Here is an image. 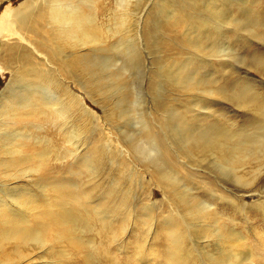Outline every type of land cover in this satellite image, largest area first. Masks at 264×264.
I'll use <instances>...</instances> for the list:
<instances>
[{"label": "rangeland", "instance_id": "obj_1", "mask_svg": "<svg viewBox=\"0 0 264 264\" xmlns=\"http://www.w3.org/2000/svg\"><path fill=\"white\" fill-rule=\"evenodd\" d=\"M29 1L0 0V220L25 213L35 222L70 203L91 219L81 235L93 242L78 250L52 234L45 246L0 240V264H168L176 229L192 264H264V161L232 166L192 146L217 131H264V0H60L102 35L73 48L55 44L52 30L43 29L44 46L6 26ZM72 51L94 63L93 78L65 74ZM24 62L27 75L48 70L60 84L18 78ZM9 94L35 105L5 108ZM157 159L176 192L153 170ZM183 192L199 206L181 204Z\"/></svg>", "mask_w": 264, "mask_h": 264}, {"label": "bare ground", "instance_id": "obj_2", "mask_svg": "<svg viewBox=\"0 0 264 264\" xmlns=\"http://www.w3.org/2000/svg\"><path fill=\"white\" fill-rule=\"evenodd\" d=\"M122 1L124 2L125 0ZM5 19L6 26L12 27V31L14 33H17L20 38L26 40L25 36L28 37L29 33L31 32L37 36L36 41L39 44L41 42L44 46H46L44 41H48L50 40V38L44 35L43 29L52 30V40L55 44L63 48H73L74 45L83 38H86V40L88 38L90 42L102 41V35H100V31H98V29L94 26V22L88 16L83 14L78 7L70 10H63V4L60 2V0H44L43 3H38V1L36 2L34 0L33 2L29 1L27 5H21L12 14H9ZM4 32L5 35L6 33H8V31L5 29ZM17 45H15V48L19 51L21 48H17ZM10 47L14 48V45ZM61 47L59 49H61ZM64 62L65 65L61 68L66 75L77 76L80 74H85L86 76L89 75L93 78L94 73H96L95 65L88 59V56L79 55L76 51H72L70 60ZM25 68L26 63L24 62L21 66V71H18L20 75L16 73L18 75V78L29 80L31 76H34L35 78L45 80V82H47V78L49 80V83H52L54 81L57 85L60 84L58 80H54L53 75L48 70L43 71L45 74L37 70H32V73L27 75L28 71H24ZM43 76H45L46 78ZM116 78L118 79V77ZM96 83L98 87H100L101 81H98ZM4 97L5 96H3L2 99ZM241 98L243 99V101H249L246 98ZM14 100L15 98L11 94H9L5 99V101H9V104L4 105V107L6 108L8 106H11L12 104L19 108L35 105V101L33 98L27 99L25 103L23 100L16 102H14ZM250 101L255 102L256 100ZM56 103L60 105L61 101L59 97L51 99L52 105ZM62 106L66 108L65 101H63ZM59 111L62 113L61 110ZM150 131L151 130H149L148 126L146 125L143 128V135L145 137L153 138ZM260 131L261 130L259 128L253 134H236L235 136L230 135L231 133L228 134L225 131H217L209 136H205L204 138H199L198 136H195L194 138L192 137V146L202 147L207 151L220 152L222 155L228 157L226 162L227 164H231L232 166L236 165L237 163L242 164L243 162H246L250 159H254L256 161H264V131H262V133ZM7 136L8 135L1 133L0 140L8 139ZM200 139L202 140V142L200 141ZM153 144L155 145V143ZM157 160H153V170L164 173L162 178L165 181V185L171 191L176 192V178L172 175L170 170H167L162 165L159 159ZM9 188L10 190L5 191V193H9V195L12 196L13 201L18 204V197H16L18 196V194L13 193L18 190V187L9 186ZM178 200L186 207H197V205L199 206V203L195 205V197L186 192L179 193ZM2 203L3 205L5 204V202ZM69 205L70 203L67 204L66 207L63 206L56 211H45L43 212V214L36 215L34 218L35 222H33V220L30 219L25 213H22V215H20L19 222H16L5 216L4 222L0 220V222L4 226V229L0 227V240L4 242L11 239L17 241L18 243L28 242L35 245L45 246L47 244V235L52 234L54 243L60 242L63 244H68L78 250L90 248V243L93 241H87V239L82 237L81 234L91 228V219L88 218L89 220H86V218H83L82 216L81 209L76 211ZM14 207L19 208V206L17 205H14ZM10 209L14 213V215H18L19 211H15L13 210V208ZM0 217H2L1 211ZM35 223L38 225L37 227H35ZM57 227L59 229L58 231ZM169 240L171 244L168 249V264H192L189 250L186 249V236L184 232L176 229L171 234ZM16 249L12 247L11 250L16 252L20 257H23ZM7 250L8 249H6L4 252H6ZM86 257L87 261H94L92 251H90L86 255ZM54 261H58V258H56ZM0 262L3 261L0 260ZM58 262L59 264H62V261Z\"/></svg>", "mask_w": 264, "mask_h": 264}]
</instances>
